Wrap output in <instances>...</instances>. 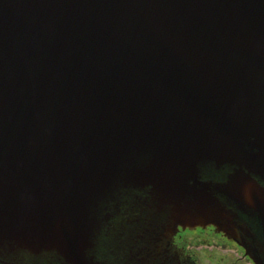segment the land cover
Here are the masks:
<instances>
[{"label":"water","instance_id":"1","mask_svg":"<svg viewBox=\"0 0 264 264\" xmlns=\"http://www.w3.org/2000/svg\"><path fill=\"white\" fill-rule=\"evenodd\" d=\"M197 227L264 264V0H0V264Z\"/></svg>","mask_w":264,"mask_h":264},{"label":"flooded vegetation","instance_id":"2","mask_svg":"<svg viewBox=\"0 0 264 264\" xmlns=\"http://www.w3.org/2000/svg\"><path fill=\"white\" fill-rule=\"evenodd\" d=\"M171 254V264H255L243 247L214 227L180 228Z\"/></svg>","mask_w":264,"mask_h":264}]
</instances>
